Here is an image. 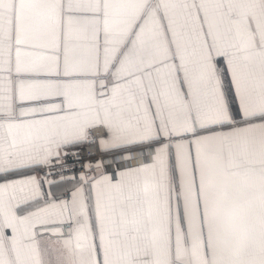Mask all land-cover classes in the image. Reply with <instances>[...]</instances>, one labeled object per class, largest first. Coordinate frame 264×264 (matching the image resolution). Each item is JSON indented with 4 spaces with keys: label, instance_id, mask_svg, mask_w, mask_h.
<instances>
[{
    "label": "snow or ice",
    "instance_id": "6c2138e0",
    "mask_svg": "<svg viewBox=\"0 0 264 264\" xmlns=\"http://www.w3.org/2000/svg\"><path fill=\"white\" fill-rule=\"evenodd\" d=\"M0 264H264V0H0Z\"/></svg>",
    "mask_w": 264,
    "mask_h": 264
}]
</instances>
